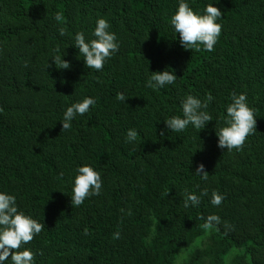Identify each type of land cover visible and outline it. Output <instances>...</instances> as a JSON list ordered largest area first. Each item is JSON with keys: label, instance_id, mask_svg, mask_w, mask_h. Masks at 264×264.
Listing matches in <instances>:
<instances>
[{"label": "trees", "instance_id": "trees-1", "mask_svg": "<svg viewBox=\"0 0 264 264\" xmlns=\"http://www.w3.org/2000/svg\"><path fill=\"white\" fill-rule=\"evenodd\" d=\"M188 2L222 12L211 52L180 44L171 27L179 0H0V191L45 226L23 246L34 264H175L183 252V264H264V0ZM98 18L119 43L101 70L73 45ZM55 55L70 68L59 69ZM165 69L175 84L146 86L150 71ZM233 92L247 94L256 131L229 151L217 146L215 125ZM208 93L205 129H167L181 99ZM85 97L95 105L62 130L63 112ZM129 129L135 141L126 142ZM200 163L207 181L194 173ZM84 164L102 188L76 207L71 180ZM213 190L225 197L219 206ZM187 192L199 206L184 207ZM210 214L221 222L205 230Z\"/></svg>", "mask_w": 264, "mask_h": 264}, {"label": "clouds", "instance_id": "clouds-1", "mask_svg": "<svg viewBox=\"0 0 264 264\" xmlns=\"http://www.w3.org/2000/svg\"><path fill=\"white\" fill-rule=\"evenodd\" d=\"M219 3V0H216ZM215 3L207 4L203 12L194 10L188 0H179L177 10L171 16V27L175 34H179V42L185 49L199 50L202 45L204 50L213 51L221 33L222 25L218 21L222 18L221 10L214 6ZM59 19V17H57ZM110 23L105 18H98L92 30L91 37H86L84 31H77L73 35L74 46L82 55L85 66L90 69L101 70L106 60L119 50L117 35L109 31ZM66 30H59L60 36H65ZM60 53V49L54 50ZM65 55V54H64ZM64 55H55L51 59L59 69H69L70 62L64 59ZM49 66V65H48ZM151 74L146 81V86L152 89H162L176 83L177 76L173 71H150ZM119 101L125 102L123 93L117 94ZM211 93L205 99L192 94H187L180 101L182 115H173L164 119L167 129L172 132H184L191 125L200 132L205 129L212 115L207 111L209 103L213 100ZM96 101L91 97H85L80 101L72 103L63 112L62 130H69L72 121L77 115H84L90 106ZM217 146L221 149L231 151L239 150L245 143L247 137L256 131V116L254 110L247 102V94H231V103L226 107V115L223 117V126L218 130ZM163 136L164 133L161 132ZM138 133L135 129H129L126 134V142L135 141ZM202 180L207 181L208 172L205 165L200 163L194 172ZM102 188L101 174L92 166L84 164L74 169L71 180V203L79 207L86 198L99 195ZM202 195L208 196L205 190ZM225 197L213 190L210 194V203L219 206ZM201 203V197L195 193L187 192L184 199V207H197ZM205 222L203 228L211 230L219 225L221 218L210 214L201 217ZM41 224L31 215L25 214L18 209L16 196L6 191H0V264H34V254L30 248L23 247L29 244L34 237L43 230ZM87 234V233H85ZM118 235V234H117ZM10 257V259H9Z\"/></svg>", "mask_w": 264, "mask_h": 264}, {"label": "rangeland", "instance_id": "rangeland-1", "mask_svg": "<svg viewBox=\"0 0 264 264\" xmlns=\"http://www.w3.org/2000/svg\"><path fill=\"white\" fill-rule=\"evenodd\" d=\"M190 250H191V249H190ZM190 250H188V251L190 252ZM183 253L186 254V252H183ZM185 254H182V255H181V257H183V259L178 258V260H177V262H176L177 264H183V263H184V255H185ZM182 260H183V261H182ZM176 263H175V264H176Z\"/></svg>", "mask_w": 264, "mask_h": 264}]
</instances>
